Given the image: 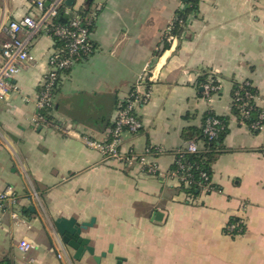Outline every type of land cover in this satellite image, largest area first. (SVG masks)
<instances>
[{
  "label": "crops",
  "instance_id": "obj_1",
  "mask_svg": "<svg viewBox=\"0 0 264 264\" xmlns=\"http://www.w3.org/2000/svg\"><path fill=\"white\" fill-rule=\"evenodd\" d=\"M37 1L52 2L0 0V59L9 21L38 17ZM73 1L72 12L95 13L92 51L61 75L50 125L35 121L58 45L43 30L30 39L32 60L0 98V190L14 189L26 221L15 227L0 204V264H264V127L254 132L231 115L236 82H252L264 107V0H199L179 36L167 28L184 0ZM207 73L221 85L210 102L199 84ZM145 74L140 92L150 97L136 107L142 127L124 133L122 149L146 154L160 177L103 163L85 143L107 138ZM208 111L230 117L212 165L218 190L191 197L171 169L184 131L200 127ZM59 217L94 218L83 235L96 255L111 244L112 253L100 263L88 253L74 259L55 228ZM231 224L239 227L231 232ZM21 239L33 245L28 253L19 250Z\"/></svg>",
  "mask_w": 264,
  "mask_h": 264
},
{
  "label": "built area",
  "instance_id": "obj_2",
  "mask_svg": "<svg viewBox=\"0 0 264 264\" xmlns=\"http://www.w3.org/2000/svg\"><path fill=\"white\" fill-rule=\"evenodd\" d=\"M66 2L67 0H52L51 3L45 5L43 1H37L35 5L39 10L38 17L30 14L25 15L20 20L9 21L6 28L8 40L2 47L0 59V98L5 97L13 89L12 80L21 72L23 65L32 60L29 53V42L33 36L43 30L45 34L53 37L57 44L60 42L50 58L51 70L43 80L42 90L37 102L38 112L35 117L37 124L50 125L41 112L53 105L54 92L61 75L92 51L90 26L93 24L95 13H90L83 19L77 13L72 12ZM58 17L63 19L68 17V24L54 23ZM169 30L170 26L167 28V33H169ZM146 76L145 74L141 77L135 90L120 105L107 138L103 141L86 138L85 143L90 149L99 152L103 163H113L123 168L139 167L149 175L160 177L163 173L159 171L154 163L148 161L146 154L139 155L133 152H125L122 149L124 133L135 134L142 127V123L136 114V107L139 103L148 101L150 97V91L140 92L142 81L146 79ZM203 88L205 98L209 102L220 91V87L214 84L213 75L209 76L208 83ZM255 100L257 102L258 98H255ZM219 124L220 122L217 120H207L205 134L210 139L217 137ZM59 129L67 132L62 127ZM199 149L200 145L198 143L189 142L179 151L197 153ZM150 152L152 151L147 153ZM170 176L176 178L180 184L182 182L187 183L184 178L178 177L176 173H172ZM207 188L205 187V191ZM31 195L35 200L40 198L36 191H33ZM0 204L8 206V216L15 227L26 224V221L21 219L19 215V198L12 187L7 186L0 190ZM238 227L237 224H231L229 230L234 232ZM18 248L21 252L28 253L33 249V245L28 240L21 239ZM59 258H62L61 254Z\"/></svg>",
  "mask_w": 264,
  "mask_h": 264
},
{
  "label": "trees",
  "instance_id": "obj_3",
  "mask_svg": "<svg viewBox=\"0 0 264 264\" xmlns=\"http://www.w3.org/2000/svg\"><path fill=\"white\" fill-rule=\"evenodd\" d=\"M198 3L199 0H184L185 7L183 10L177 12L167 35L179 36L183 32L190 13L197 10ZM77 13L84 19L88 16L89 8L81 9ZM64 20L65 21H63V18L58 17L54 23L62 25L68 24V17ZM91 29L92 26H90V33ZM58 44L60 45V42ZM210 75L213 74H204L200 78L199 84L204 87V85L208 83ZM213 79L214 84L219 86L221 90V85L217 76L213 75ZM219 92L217 94H219ZM259 97V91L253 86L252 82L244 81L241 83H234L231 115L235 117L239 123L246 125L254 132L264 127V107H260L255 100V98ZM52 107L53 105L41 112L47 121L50 120L49 115ZM207 120H217L220 122L218 125L217 137L214 139H210L205 134ZM229 123V116H219L213 111H208L205 113L200 127H190L184 131L183 137L186 143L196 142L200 145V149L197 153H184L179 151L176 154L175 163L171 169V173H176L178 177L184 178L185 181H187V183L182 182L180 186V190L187 195L197 197L203 192L211 193L218 190L212 182V165L222 149L223 141L229 132ZM255 125L258 126L254 127ZM205 187H208L206 191Z\"/></svg>",
  "mask_w": 264,
  "mask_h": 264
},
{
  "label": "water",
  "instance_id": "obj_4",
  "mask_svg": "<svg viewBox=\"0 0 264 264\" xmlns=\"http://www.w3.org/2000/svg\"><path fill=\"white\" fill-rule=\"evenodd\" d=\"M73 0H67L68 5H72ZM29 210L34 211L33 207ZM155 218L160 220L161 214H155ZM95 219H91L90 222H79L76 218H64L59 217L55 220V228L62 238L63 243L71 248L74 253V259L81 260L83 256L88 253L91 255L96 263H100L101 259L106 257L109 253L113 251V245L111 244L107 251L100 253V255L95 254V247L91 245V240L83 235L84 231L93 227ZM122 258H118V262H121Z\"/></svg>",
  "mask_w": 264,
  "mask_h": 264
}]
</instances>
